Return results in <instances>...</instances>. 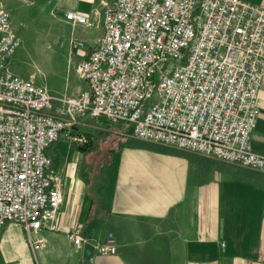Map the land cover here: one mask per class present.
<instances>
[{
    "label": "built area",
    "instance_id": "obj_1",
    "mask_svg": "<svg viewBox=\"0 0 264 264\" xmlns=\"http://www.w3.org/2000/svg\"><path fill=\"white\" fill-rule=\"evenodd\" d=\"M73 25L102 23V36L76 62L86 89L55 94L18 75L8 61L21 44L0 0V233L7 222L26 239L61 227L63 179L49 148L63 140L79 149L95 137L84 120L132 126V134L264 172L253 149L264 76V5L250 0H112L100 19L69 10ZM73 38L71 48H85ZM78 247L80 228L68 231ZM117 253L113 232L94 244Z\"/></svg>",
    "mask_w": 264,
    "mask_h": 264
},
{
    "label": "crops",
    "instance_id": "obj_2",
    "mask_svg": "<svg viewBox=\"0 0 264 264\" xmlns=\"http://www.w3.org/2000/svg\"><path fill=\"white\" fill-rule=\"evenodd\" d=\"M250 1L264 5V0ZM111 2L5 0L10 13L19 9L20 19L28 8L34 10L58 49L62 43L65 75L44 85L51 92L75 94L86 89L75 65L104 31L102 23L73 25L66 12H87L102 22ZM73 38L84 40L86 47L72 49ZM257 105L260 114L252 146L264 153V76ZM87 128L83 131L95 137L97 150L101 139L117 137L110 146L113 157L90 170L85 152L77 146L53 144L48 152L65 193L61 227L35 232V238L44 239L34 247L22 225L7 222L0 233V264H87L84 243L102 241L108 232L115 235L117 253L94 251L92 264H264V172L137 138L130 124L93 123ZM95 132L102 138L96 141ZM74 226L84 239L81 247L68 236Z\"/></svg>",
    "mask_w": 264,
    "mask_h": 264
},
{
    "label": "rangeland",
    "instance_id": "obj_3",
    "mask_svg": "<svg viewBox=\"0 0 264 264\" xmlns=\"http://www.w3.org/2000/svg\"><path fill=\"white\" fill-rule=\"evenodd\" d=\"M11 15L13 18V25L21 36V44L10 57L11 59L8 64L10 63L9 65L16 69L18 75L31 78L37 84L47 85L51 82L55 84L56 81H58V77H61L62 74L63 77L65 75L66 58H63L62 43L59 45L60 50L58 49L57 44H55L49 28L39 24L40 21L38 20V16L31 8L24 11L21 19L19 17L20 14L18 8L15 11L13 10V12L11 11ZM40 19L43 20L44 18ZM59 85L60 84L57 83V85L53 86L57 87ZM93 123L101 125L107 122L101 118L84 120L81 127L83 130H90L87 127ZM113 124L116 126L118 125V123ZM94 134L97 136L96 141L97 139L102 138L98 133L95 132ZM112 138L114 140L111 138L109 140L101 139L99 142L100 149L89 150L84 153L83 158L86 167H90V170L96 169L98 166H101L113 157L115 150L110 146L115 144L114 141L117 137L112 135ZM63 142V140H60L59 144H63Z\"/></svg>",
    "mask_w": 264,
    "mask_h": 264
},
{
    "label": "water",
    "instance_id": "obj_4",
    "mask_svg": "<svg viewBox=\"0 0 264 264\" xmlns=\"http://www.w3.org/2000/svg\"><path fill=\"white\" fill-rule=\"evenodd\" d=\"M95 251V245L91 242L84 243V257L87 264H92V255Z\"/></svg>",
    "mask_w": 264,
    "mask_h": 264
},
{
    "label": "trees",
    "instance_id": "obj_5",
    "mask_svg": "<svg viewBox=\"0 0 264 264\" xmlns=\"http://www.w3.org/2000/svg\"><path fill=\"white\" fill-rule=\"evenodd\" d=\"M80 149L82 150V152H86V151H89V150H93L95 149V143H89V144H86V145H82L80 147Z\"/></svg>",
    "mask_w": 264,
    "mask_h": 264
}]
</instances>
